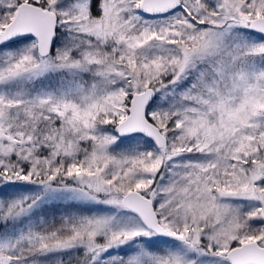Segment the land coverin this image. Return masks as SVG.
<instances>
[{"label": "snow or ice", "instance_id": "6c2138e0", "mask_svg": "<svg viewBox=\"0 0 264 264\" xmlns=\"http://www.w3.org/2000/svg\"><path fill=\"white\" fill-rule=\"evenodd\" d=\"M0 264H264V0H0Z\"/></svg>", "mask_w": 264, "mask_h": 264}]
</instances>
